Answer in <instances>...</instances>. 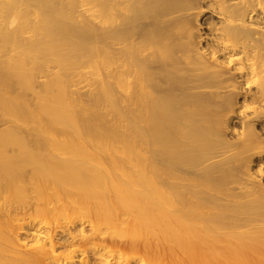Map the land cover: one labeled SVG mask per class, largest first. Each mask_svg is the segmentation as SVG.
<instances>
[{"label":"bare ground","instance_id":"6f19581e","mask_svg":"<svg viewBox=\"0 0 264 264\" xmlns=\"http://www.w3.org/2000/svg\"><path fill=\"white\" fill-rule=\"evenodd\" d=\"M0 125V264H264V0H0Z\"/></svg>","mask_w":264,"mask_h":264},{"label":"rangeland","instance_id":"374dc122","mask_svg":"<svg viewBox=\"0 0 264 264\" xmlns=\"http://www.w3.org/2000/svg\"><path fill=\"white\" fill-rule=\"evenodd\" d=\"M49 65L54 66L55 63H49ZM82 66H85V65H82ZM29 67L31 68V67H32V64H30ZM40 76H41V77L39 78V81L44 82V81L47 80V77L45 76V73L42 72V74H40ZM16 89H17V91H16L17 93H18V92H19L20 94L22 93V90H21L20 87H16ZM79 92H81L82 94H84V98L87 99L88 95H89L90 92H91V88H90V86H87L86 88L81 87V89L79 90ZM24 95H26V96H28V97H32V92H31V91L26 92ZM39 118L46 120V118H45L44 116H42V115H40ZM45 122H46V121H45ZM23 123H24L25 125H27V126H34V125L36 124V120H35V119H30V118L25 117ZM6 126H7V125H0V129H1V128H4V127H6ZM77 227H78V228H81V229H84V230L87 231V232L89 231V227H87V226H84V225H78ZM23 237H25V235H23ZM127 255L130 256V257H132L134 254H133V253H128Z\"/></svg>","mask_w":264,"mask_h":264}]
</instances>
